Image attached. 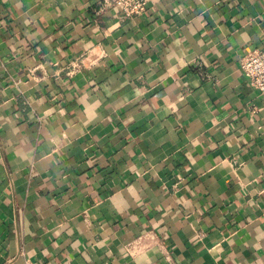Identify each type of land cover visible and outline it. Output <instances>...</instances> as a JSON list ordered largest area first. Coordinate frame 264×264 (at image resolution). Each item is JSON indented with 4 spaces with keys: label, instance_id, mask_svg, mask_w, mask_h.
Listing matches in <instances>:
<instances>
[{
    "label": "crops",
    "instance_id": "crops-1",
    "mask_svg": "<svg viewBox=\"0 0 264 264\" xmlns=\"http://www.w3.org/2000/svg\"><path fill=\"white\" fill-rule=\"evenodd\" d=\"M147 1L0 0V264H264V0Z\"/></svg>",
    "mask_w": 264,
    "mask_h": 264
},
{
    "label": "built area",
    "instance_id": "built-area-1",
    "mask_svg": "<svg viewBox=\"0 0 264 264\" xmlns=\"http://www.w3.org/2000/svg\"><path fill=\"white\" fill-rule=\"evenodd\" d=\"M147 3V0H102V7L104 9L114 7L123 18H134L142 16L147 11ZM241 71L264 98V49L248 52L241 61Z\"/></svg>",
    "mask_w": 264,
    "mask_h": 264
}]
</instances>
